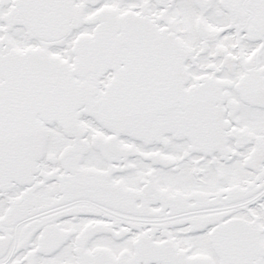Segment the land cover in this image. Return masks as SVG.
I'll list each match as a JSON object with an SVG mask.
<instances>
[{"label":"snow or ice","instance_id":"6c2138e0","mask_svg":"<svg viewBox=\"0 0 264 264\" xmlns=\"http://www.w3.org/2000/svg\"><path fill=\"white\" fill-rule=\"evenodd\" d=\"M0 264H264V0H0Z\"/></svg>","mask_w":264,"mask_h":264}]
</instances>
